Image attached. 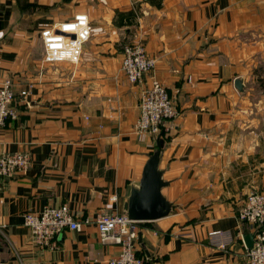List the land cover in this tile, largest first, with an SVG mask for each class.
I'll use <instances>...</instances> for the list:
<instances>
[{
  "label": "crops",
  "instance_id": "obj_1",
  "mask_svg": "<svg viewBox=\"0 0 264 264\" xmlns=\"http://www.w3.org/2000/svg\"><path fill=\"white\" fill-rule=\"evenodd\" d=\"M79 13L93 25L82 62L45 64L41 30ZM126 44L157 61L142 84L124 74ZM7 78L18 118L0 130V154L25 152L32 163L0 178V263L107 264L120 252L95 221L124 213L156 149L157 137L136 129L141 92L156 78L179 109L160 163L174 208L137 224V252L145 264H248L252 230L238 212L251 191L264 192V117L243 112L264 102V0H0ZM64 204L89 222L37 245L25 214ZM214 231L235 243L211 246Z\"/></svg>",
  "mask_w": 264,
  "mask_h": 264
},
{
  "label": "built area",
  "instance_id": "obj_2",
  "mask_svg": "<svg viewBox=\"0 0 264 264\" xmlns=\"http://www.w3.org/2000/svg\"><path fill=\"white\" fill-rule=\"evenodd\" d=\"M92 35V25L84 13L76 14L71 20L45 27L40 32L44 47L45 64L69 63L79 65L83 60L86 44ZM122 69L132 84H142L152 74L157 61L148 55L142 44H126L122 49ZM13 80L0 83V130L18 118L15 107L16 95ZM140 115L136 123L139 133L157 137L164 135L167 122L179 116V109L163 83L153 78L145 86L139 98ZM32 160L28 153L0 154V178L25 173ZM116 200V198H113ZM240 221L247 223L254 236V244L247 248L245 257L248 264H264V192L251 191L238 212ZM25 226L40 246H46L66 230H80L83 224L74 216L67 204L58 207H45L40 212L25 214ZM102 241L113 239L120 252L107 264H145V259L137 252L139 239L138 222L131 221L125 213H104L95 221ZM211 246L229 249L235 243L230 231H214L209 234ZM2 264V263H0Z\"/></svg>",
  "mask_w": 264,
  "mask_h": 264
},
{
  "label": "water",
  "instance_id": "obj_3",
  "mask_svg": "<svg viewBox=\"0 0 264 264\" xmlns=\"http://www.w3.org/2000/svg\"><path fill=\"white\" fill-rule=\"evenodd\" d=\"M235 87L239 92H244L243 80L237 79ZM164 147L165 139L160 134L156 138V149L149 156L139 184L132 186L124 201L123 211L131 221H156L169 216L173 211L174 204L163 194V189L171 184L164 179L165 171L160 168ZM254 236V233L243 236L247 248L253 246Z\"/></svg>",
  "mask_w": 264,
  "mask_h": 264
},
{
  "label": "rangeland",
  "instance_id": "obj_4",
  "mask_svg": "<svg viewBox=\"0 0 264 264\" xmlns=\"http://www.w3.org/2000/svg\"><path fill=\"white\" fill-rule=\"evenodd\" d=\"M85 14V13H84ZM87 15V14H86ZM88 16V15H87ZM89 17V16H88ZM71 20V19H70ZM90 20V18H89ZM91 22V21H90ZM92 25V23H91ZM50 27V26H49ZM92 33H93V25H92ZM92 37V35H91ZM91 39V38H90ZM90 41V40H89ZM86 47V46H85ZM35 50L38 52V54L42 57V54L44 55V47H43V44L42 43H36V46H35ZM85 51V50H84ZM48 65H51V64H48ZM54 65H57V64H54ZM70 65V64H69ZM264 85V83H263ZM250 114V115H253V116H257V117H264V102L262 103V105L260 107H254V108H251V110H246L243 112V114Z\"/></svg>",
  "mask_w": 264,
  "mask_h": 264
}]
</instances>
